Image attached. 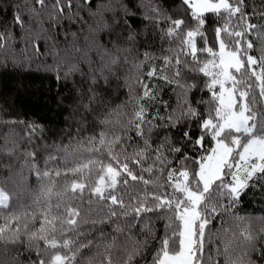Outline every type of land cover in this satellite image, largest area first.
<instances>
[{
	"label": "snow or ice",
	"instance_id": "obj_1",
	"mask_svg": "<svg viewBox=\"0 0 264 264\" xmlns=\"http://www.w3.org/2000/svg\"><path fill=\"white\" fill-rule=\"evenodd\" d=\"M9 74L0 264H264V0H0Z\"/></svg>",
	"mask_w": 264,
	"mask_h": 264
},
{
	"label": "trees",
	"instance_id": "obj_2",
	"mask_svg": "<svg viewBox=\"0 0 264 264\" xmlns=\"http://www.w3.org/2000/svg\"><path fill=\"white\" fill-rule=\"evenodd\" d=\"M6 12L7 5L5 4ZM50 86V82L36 79L33 76H27V78H17L11 74L6 76H0V89L5 91H10L13 98V102L16 106V110L20 114L21 118L26 119H45L51 116H54L55 113H49L47 97L44 100L40 99V89H45ZM35 92L36 95L32 93ZM260 200L259 196L249 197L246 201V205L249 202H252V207H249L247 210L250 214L259 216L264 214L260 211L264 205H261L258 201Z\"/></svg>",
	"mask_w": 264,
	"mask_h": 264
}]
</instances>
